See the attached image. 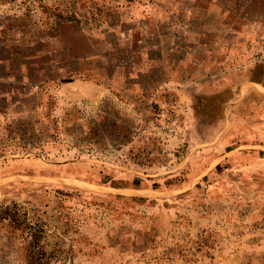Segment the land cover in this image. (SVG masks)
<instances>
[{
  "label": "rangeland",
  "instance_id": "374dc122",
  "mask_svg": "<svg viewBox=\"0 0 264 264\" xmlns=\"http://www.w3.org/2000/svg\"><path fill=\"white\" fill-rule=\"evenodd\" d=\"M0 264H264V0H0Z\"/></svg>",
  "mask_w": 264,
  "mask_h": 264
}]
</instances>
